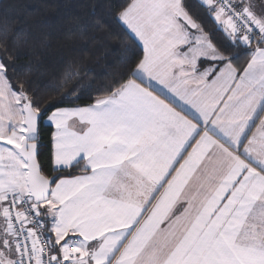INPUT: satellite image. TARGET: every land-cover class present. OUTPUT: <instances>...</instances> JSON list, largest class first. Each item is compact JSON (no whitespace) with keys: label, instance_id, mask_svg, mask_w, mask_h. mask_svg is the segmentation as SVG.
<instances>
[{"label":"snow or ice","instance_id":"obj_1","mask_svg":"<svg viewBox=\"0 0 264 264\" xmlns=\"http://www.w3.org/2000/svg\"><path fill=\"white\" fill-rule=\"evenodd\" d=\"M109 9L95 94L0 58V264H264V0Z\"/></svg>","mask_w":264,"mask_h":264},{"label":"trees","instance_id":"obj_2","mask_svg":"<svg viewBox=\"0 0 264 264\" xmlns=\"http://www.w3.org/2000/svg\"><path fill=\"white\" fill-rule=\"evenodd\" d=\"M121 2L0 0V58L11 57L19 70L17 78H30L41 95L58 96L89 85L95 94L123 71L122 45L114 34L124 33L109 15V5ZM97 21L104 30H96ZM72 66L79 67L83 79L62 87L63 74Z\"/></svg>","mask_w":264,"mask_h":264},{"label":"crops","instance_id":"obj_3","mask_svg":"<svg viewBox=\"0 0 264 264\" xmlns=\"http://www.w3.org/2000/svg\"><path fill=\"white\" fill-rule=\"evenodd\" d=\"M246 61V56L245 55H241L240 57V61L238 63H240L241 65H243Z\"/></svg>","mask_w":264,"mask_h":264}]
</instances>
